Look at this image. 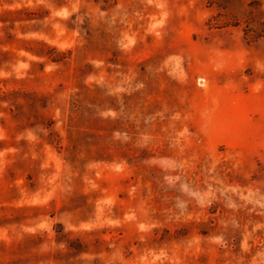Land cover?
Returning a JSON list of instances; mask_svg holds the SVG:
<instances>
[{
	"label": "rangeland",
	"instance_id": "1",
	"mask_svg": "<svg viewBox=\"0 0 264 264\" xmlns=\"http://www.w3.org/2000/svg\"><path fill=\"white\" fill-rule=\"evenodd\" d=\"M0 264H264V0H0Z\"/></svg>",
	"mask_w": 264,
	"mask_h": 264
},
{
	"label": "trees",
	"instance_id": "2",
	"mask_svg": "<svg viewBox=\"0 0 264 264\" xmlns=\"http://www.w3.org/2000/svg\"><path fill=\"white\" fill-rule=\"evenodd\" d=\"M245 31V36H249L251 32L248 28L244 30ZM52 61H55L54 59H52Z\"/></svg>",
	"mask_w": 264,
	"mask_h": 264
}]
</instances>
